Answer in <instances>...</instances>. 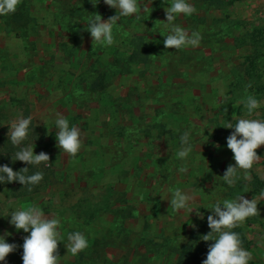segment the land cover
Returning <instances> with one entry per match:
<instances>
[{"label":"rangeland","instance_id":"obj_1","mask_svg":"<svg viewBox=\"0 0 264 264\" xmlns=\"http://www.w3.org/2000/svg\"><path fill=\"white\" fill-rule=\"evenodd\" d=\"M188 2L196 11L175 23L199 32L202 40L181 50L164 46V0H140L147 10L139 18H121L113 27L114 44L96 54L85 21L116 15L103 0L96 5L91 0H19L17 7L29 8V25L20 21L7 30L0 20V165L14 171L30 167L12 161L18 149L8 141V124L20 115L32 117L24 146L35 144L34 152L47 153L51 163L30 167L29 174L44 173L31 191L19 182L0 184V234L7 231V242L17 245L3 264H23L28 233L9 224V213L31 205L61 220L58 264H180L185 245L193 253L199 247L197 256L205 259V246L214 243L201 239L211 231L207 208L239 195L258 204L259 213L239 228L250 264H264V223L257 224L264 221V186L257 183L264 166L260 172L252 167L247 180L241 173L231 188L221 178L235 164L227 148L233 129L223 125L264 119V0L223 6ZM74 7L82 14L72 16ZM139 36L150 53L148 63L129 62L128 72L108 78L99 91L92 84L97 61L107 67L113 56L126 58L133 52L132 38ZM249 95L261 103L252 117L243 103ZM58 114L81 130L82 147L75 157L56 146ZM184 131L191 132L194 145L186 165L176 155ZM182 166L186 172L179 171ZM176 189L194 194L197 211L171 208ZM73 231L88 239V247L75 256L65 246Z\"/></svg>","mask_w":264,"mask_h":264},{"label":"clouds","instance_id":"obj_2","mask_svg":"<svg viewBox=\"0 0 264 264\" xmlns=\"http://www.w3.org/2000/svg\"><path fill=\"white\" fill-rule=\"evenodd\" d=\"M152 0H150V3ZM93 5L100 3V0H91ZM103 3L116 10V15L108 20H103L100 15L90 16L85 22V30L90 33L93 45L111 47L114 44L113 27L121 18L135 16L139 18L141 10H147V6L141 7L140 0H103ZM168 6L165 8L166 21H163V28L167 31L164 46L167 49L181 50L188 47H198L202 36L199 32L189 33L185 28L176 24L175 21L180 15L185 17L193 15L195 7L188 0H164ZM19 4V0H0V15L14 13ZM248 117H252L257 109L261 107L260 101L249 95L243 101ZM8 125V141L18 149L12 155V161H21L30 167L41 165L48 167L51 165L49 155L45 152L36 154L35 144L24 146L32 129V117L18 116ZM223 127L233 129L227 137V148L233 153L235 164H230L224 172L222 182L228 188L234 186L240 174L243 179H250V171L253 165L261 158L257 154V149L264 145V119L240 118L235 123L227 122ZM56 146L60 152L75 157L81 147V130L74 125H70L69 120L58 114L54 120ZM180 149L176 155L185 165L189 155L194 150L193 140L190 131H184L180 136ZM30 167H24L19 171H14L7 164L0 165V184L19 182L28 191L38 185L44 178L42 171L29 174ZM181 173L187 171L186 166H182ZM264 195V193H262ZM195 200L194 194L176 189L169 200L170 206L177 212L185 211L189 214L196 208L192 207ZM258 204L254 199H247L243 195L235 199L216 200L209 208L211 215L207 217L210 232L203 235V241H214L208 246L206 258L202 264H250L251 253L242 246L239 233L233 231L244 223L248 218L259 213ZM197 211V210H196ZM200 214L199 212H197ZM9 224L17 231L23 230L28 233L24 237L22 245L23 264H58V243L62 241L59 225L61 220L57 217L45 216L41 208L35 205L18 208L10 213ZM8 214V215H9ZM7 215V216H8ZM202 217V214H200ZM6 235L7 231L0 234V264L5 262L6 257L16 250L17 245L9 243ZM68 244L65 245L67 251L73 256L78 255L88 247V239L81 231H73L67 235Z\"/></svg>","mask_w":264,"mask_h":264},{"label":"trees","instance_id":"obj_3","mask_svg":"<svg viewBox=\"0 0 264 264\" xmlns=\"http://www.w3.org/2000/svg\"><path fill=\"white\" fill-rule=\"evenodd\" d=\"M203 1H205V2L207 1L208 3H213L216 5L218 4L219 6H223L225 4L230 5L237 0H203ZM72 11H73L72 16H75V13L76 14H82V8L74 7V9ZM65 17H66V15L63 14V17H61V18H65ZM30 18L31 17L29 15V8L26 4L25 5L21 4L19 7H17V9L14 13H10L8 15L0 16V20L4 22V26L7 30H11L12 24L19 25L20 21H23V23H24V24H22V26H25V24H26V26L29 25V23L31 22ZM124 36H127V33L121 34V37H124ZM252 40L262 42V39H260V38H255ZM132 42H133V46L131 47V52L133 51L132 52L133 55L132 54H130L129 56L126 55V58L113 56V58L110 62L111 64L107 66L109 69H107L106 66L101 65V63L99 61H97L98 67H97L96 71L94 72V73H97V77H96V80H93L92 84L96 85L98 87L99 91H101L103 89L108 78L112 77L113 75L114 76L124 75L125 72H128L129 62L140 59V62H144L143 64L148 63L150 53L148 51V48L146 49L144 47V43L142 41V38L140 36L138 38H132ZM94 47L95 48H92L93 54H96V51H98V50H104V48L100 45H95ZM73 50H74L73 48L70 49V51H73ZM262 56H264V55H262ZM136 57H139V58H136ZM258 57H259L258 54H256L254 56V60L251 62V66L255 65V61L257 60ZM70 122L76 123V121H74V120H70ZM121 130L118 129L117 131L121 132ZM102 161L103 160H101V162ZM122 173L124 174V172H122ZM257 183H260L259 185L261 187L264 186V180H257ZM129 214L130 213H128V215ZM92 216L93 215H91V217ZM232 230L239 233V236H240V239H241L242 245H243L244 240L246 241V239H245L244 235L241 234L242 232H240V228L237 227V228L232 229ZM208 246L209 245L205 246V250H206V252L204 254L205 256H206L207 251H208ZM200 250L201 249L199 247H197V252L193 253L192 246H189V245L182 246L180 248V253L178 255V263L188 264V263H191L192 261L193 262L195 261L197 264H201L202 261L204 260V256L201 258H198L197 255L199 253H201ZM198 259H200L202 261L200 262V260H198Z\"/></svg>","mask_w":264,"mask_h":264},{"label":"crops","instance_id":"obj_4","mask_svg":"<svg viewBox=\"0 0 264 264\" xmlns=\"http://www.w3.org/2000/svg\"><path fill=\"white\" fill-rule=\"evenodd\" d=\"M257 151L259 152V153L258 152L257 153H258V155L261 156V158H260V160L258 162H256L253 165V170H254V168H257V171L260 172V171H262L261 170L262 169L261 166L262 165L264 166V145H262L260 148H258ZM262 179H264V178H262ZM262 179L260 178V180H262ZM260 222L264 223L263 219H259L258 222H257V224L260 225ZM258 235H261L262 236L263 235V231L261 233V231L259 230Z\"/></svg>","mask_w":264,"mask_h":264}]
</instances>
